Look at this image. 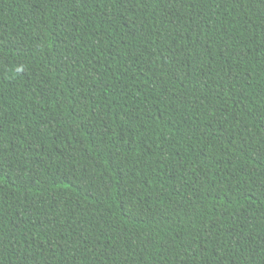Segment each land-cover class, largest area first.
<instances>
[{"label": "trees", "instance_id": "1", "mask_svg": "<svg viewBox=\"0 0 264 264\" xmlns=\"http://www.w3.org/2000/svg\"><path fill=\"white\" fill-rule=\"evenodd\" d=\"M0 264H264V0H0Z\"/></svg>", "mask_w": 264, "mask_h": 264}]
</instances>
